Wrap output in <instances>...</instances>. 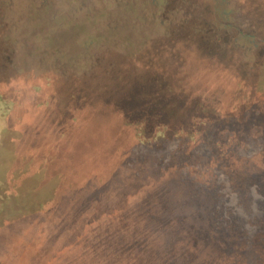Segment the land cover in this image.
<instances>
[{"label": "trees", "instance_id": "obj_1", "mask_svg": "<svg viewBox=\"0 0 264 264\" xmlns=\"http://www.w3.org/2000/svg\"><path fill=\"white\" fill-rule=\"evenodd\" d=\"M58 2L0 0V30H4L0 34V139L7 129L4 119L12 109L16 112V102L24 101L20 98L27 89L39 96L31 98L33 107L59 101L66 107L76 105L78 109L93 111L99 105H109L108 108L120 113L127 125L125 131L135 142L131 151L136 156L121 165L123 179L129 181L131 192L111 205L94 204L90 211L82 209L84 203L69 202L63 207L60 197L69 187L63 184L67 175L61 169L56 172L52 166H46L47 160L55 159L58 152H37L39 168L34 174L25 175L17 170L13 182L0 181V263L9 264L13 258V264H191L193 259L196 261V253L183 251L179 230L169 231L172 242L168 244H159L158 240L152 243L148 238L153 224L157 229L167 228L163 214L170 216L172 210L171 191L158 185L161 179L163 184H177L178 190L186 194V206L204 209V225L191 229L190 234L193 247L201 244L205 248V257L197 258V264H264V167L255 161L260 152H251L250 139L244 133L238 137L240 132L229 128L233 122L227 121L223 124L234 137L224 138L215 132L211 136L214 140H209V124H203L200 116H192L194 126L198 123L203 126L204 130L199 128L197 135L205 142H197L190 138L191 134L186 141L194 145L192 152H175V147H168L169 137L180 138L187 134L189 129L184 132L185 128L192 126L187 123L174 127L176 95L186 108L198 97L195 100L201 116L205 108L202 92L195 89L198 94L193 95L189 88L191 79L187 70L178 64H161L153 53L159 50L156 46L148 48L152 58L125 56L117 61L122 53L117 38L129 37V41L138 42L144 33L137 27H118L116 23L120 20L115 22L110 15L96 14L92 9L80 12L78 21L67 29L60 27L62 16L54 7ZM72 3L77 4V0ZM49 7L53 8L51 18L44 14ZM160 12L141 15V22L153 20L156 26L163 25L161 35L168 34L171 39L190 36L181 32L175 19H168L166 26ZM207 13L210 18L206 19L212 20L213 13ZM93 18L99 22L97 29L84 33L82 30ZM262 20L247 26H233L231 19L225 20L214 26L212 38L222 46L224 38L255 41L258 30L264 37ZM208 26L204 24L194 36L202 42L207 40ZM94 39L102 50L93 48ZM260 41L264 44V38ZM261 50L264 52V46ZM3 57L9 62L13 60V70L2 65ZM11 84L14 88L6 90ZM42 90L47 91L46 97L41 96ZM56 94L62 99L55 100ZM56 108L55 115L61 116L64 108L58 105ZM185 112L189 113V109ZM139 148L142 152L137 154ZM27 178L33 179L23 189L16 188V181L25 182ZM132 189L136 190L133 198L139 194L133 201ZM180 217L183 229L186 218ZM139 219L143 222H138ZM61 222L65 227L60 226ZM26 225L41 233L31 236L34 251L23 252V259L18 260L19 239L27 237L18 233ZM58 228L64 234L56 235ZM125 228L133 234L126 235ZM161 233L163 236L165 232ZM8 246L13 251H6ZM11 252L13 256L8 255Z\"/></svg>", "mask_w": 264, "mask_h": 264}, {"label": "rangeland", "instance_id": "obj_2", "mask_svg": "<svg viewBox=\"0 0 264 264\" xmlns=\"http://www.w3.org/2000/svg\"><path fill=\"white\" fill-rule=\"evenodd\" d=\"M212 2L211 0H77L76 4L72 3V0H59L58 5L54 7L62 16L58 26L66 29L78 21V17L82 14L80 12L92 9L96 14L110 15L115 22H117L116 19L120 20L116 23L118 27L123 25L137 27L144 33L139 37L138 42L129 41V37L117 38L119 41L117 43L122 44L120 45L122 53L117 61L124 60L125 56L140 58L151 56L152 58L148 48L154 49L153 47L156 46L159 50H154L153 53L156 58H160L161 64H178L187 70L186 74H189L191 79L189 88L193 90V95L198 94L195 89L202 92L205 108L201 116L195 100L198 97L190 101V108H186L183 106L182 98L175 94L178 98L175 99L174 104L176 107L175 117H173L174 127L181 124L187 125V123L192 126L191 128L187 126L188 128L184 131L189 129L187 134L178 137V140L172 136L169 137L168 147H175V152H192L194 145L186 141L191 134L194 136L190 138H195L197 142H205L204 138L197 135L199 128L204 130L203 126L200 123L195 126L193 122L191 123L192 116H200L201 122L208 123L207 129H211L209 140H214L211 136H214L215 132L224 138L234 137V133L228 130L231 127L236 132H240L238 137H242V133L246 134L251 142L249 145L253 146L251 152H260L255 161L260 167H264V52L261 50L264 44L260 41L264 38L262 32L259 30L256 32L259 37L255 41L249 38H244V41L224 38L222 40L225 43L224 46L220 45V41H214L215 39L212 38L215 27L228 19L232 20L233 26L254 25L263 21L264 10L261 5L264 7V0H213ZM213 5L216 7L212 8ZM73 9L76 11L74 12ZM44 10L48 18L53 16L52 7ZM77 10H79L78 13ZM207 11L213 13L212 20L206 19L210 18ZM155 12H160V19L165 21L166 26L168 19H175L181 32L184 31L190 36L171 39L168 34L161 35L163 25L156 26L153 20L141 22V15ZM243 21L247 24L242 23ZM96 23L99 22L93 18L89 26L82 31L86 33L84 30L97 29ZM206 23L210 31L207 33V40L202 42L194 34ZM3 31L0 30V34ZM82 31L79 32L80 35ZM95 39L93 48L102 50L103 48L95 43ZM112 49L117 50V48ZM6 59L8 58H2V65H7L13 70V60L9 62ZM13 86V84L7 85L5 89L12 90ZM21 93L22 91L18 93V96ZM46 94L47 91L42 90L41 96L46 97ZM33 97L36 99L39 96H36L32 89L25 90L23 97L20 98L24 101H17L16 112L12 109L7 119H4L7 129L3 138L0 139V175L5 174V176H0L1 182L16 180L17 170L25 175L34 174L37 171L36 167L39 168L35 159L37 152H58L55 159L47 160L46 166H52L56 172L61 169V172L67 175V182L63 184H69V187L60 197V200L64 202L63 205L61 204L63 207L70 204L69 202L84 203L82 209L90 211L94 204L111 205L126 192H131L129 181L123 179L125 173L121 165L136 156L135 151H131L135 142L133 136L125 131L127 125L124 124L118 111L108 108L109 105H99L95 110L87 111L88 108L78 109L76 105L66 107L59 101L56 104L52 101L48 105L50 107L42 105L33 107V99H31ZM58 98L62 99L59 94H56L54 99ZM56 105L61 109L64 108L63 113L58 117L55 115L58 113ZM185 109H189V113L185 112ZM227 121L233 122L228 129L224 126ZM214 123L216 126L212 127ZM145 148L144 146L142 149L145 150ZM136 152L140 154L142 150L139 148ZM31 165L35 168L31 169ZM25 170H30L32 173ZM32 179L27 178L25 182L21 179L16 181L18 184L16 188L23 189ZM160 181L162 180L159 179L158 185L162 184L171 191L169 195H172L170 196L172 210L169 211L170 216L163 214L167 228L165 226L157 229V225L152 223L153 229L150 227L148 238L152 243L158 240L159 244H168L172 242V234H169V231L179 230L182 246H184L183 251L195 252L198 260H203L205 248L201 244L193 247L190 234L191 229L204 225V209L199 211L193 210L192 206H186V194L178 190L176 183L163 184ZM134 193L136 190L132 189L131 201L139 197L137 194L133 198ZM77 210L82 211L78 207ZM180 216L186 218L185 224L182 223L183 229L180 228L182 225H179L181 224L179 219H182ZM33 218L36 219L35 216ZM138 222L143 221L139 219ZM61 223L60 226L65 227V223ZM32 228L26 225L19 230L18 235L27 237L19 239V252L16 257L18 260L23 259V252L34 251L31 247V236L39 232L32 231ZM58 230L60 231H56V235L64 234L61 232L62 228ZM162 231L165 232L163 236ZM123 232L126 235L133 234L128 228H125ZM5 235L8 236V234ZM46 239L50 240L47 237ZM8 247L5 248L6 251H13V247ZM11 254L13 256V252L8 255ZM197 258L196 261L193 259L191 264H197ZM8 263L13 264V258L9 259Z\"/></svg>", "mask_w": 264, "mask_h": 264}]
</instances>
